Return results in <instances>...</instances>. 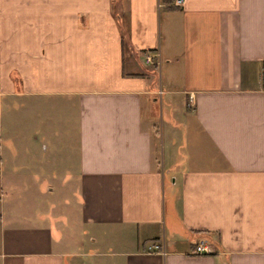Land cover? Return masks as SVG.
<instances>
[{
    "label": "crops",
    "instance_id": "obj_1",
    "mask_svg": "<svg viewBox=\"0 0 264 264\" xmlns=\"http://www.w3.org/2000/svg\"><path fill=\"white\" fill-rule=\"evenodd\" d=\"M25 175L0 264H264V0H0V181Z\"/></svg>",
    "mask_w": 264,
    "mask_h": 264
},
{
    "label": "rangeland",
    "instance_id": "obj_2",
    "mask_svg": "<svg viewBox=\"0 0 264 264\" xmlns=\"http://www.w3.org/2000/svg\"><path fill=\"white\" fill-rule=\"evenodd\" d=\"M157 71V69H156ZM8 115V114H7ZM22 125H24V120H22ZM13 132H11L12 134ZM26 136L25 141H30V136L28 134H24ZM24 152H28V150H23ZM26 154L23 153V156ZM24 158H29V156H25ZM13 162V160L10 159V162ZM8 164V163H7ZM12 165V164H10ZM24 181L22 184H20L19 181L17 182H12V181H0V199L3 201V207L5 210H10L13 212L15 216L19 215L21 212H29V208L31 207V199H33L36 196H31L34 194V190L32 188L33 182L30 181L27 175H25ZM56 184L62 185V182H55ZM53 185V184H52ZM67 186V185H66ZM56 192L61 191V194H64V191L61 188H56ZM47 198L49 196L45 195L44 197L41 198V200L45 201L48 203ZM28 205L29 208L26 206ZM12 214V213H7Z\"/></svg>",
    "mask_w": 264,
    "mask_h": 264
},
{
    "label": "built area",
    "instance_id": "obj_3",
    "mask_svg": "<svg viewBox=\"0 0 264 264\" xmlns=\"http://www.w3.org/2000/svg\"><path fill=\"white\" fill-rule=\"evenodd\" d=\"M171 3H172L173 5L178 6V5H182L183 0H171ZM142 57H143V62H145V63H150V62L153 61V60H152V56H151L150 54H148V53H144ZM204 241H205V240L202 239V240H199V241L197 242V244L195 245V248H194V251H195V252L207 251L206 243H205ZM150 246H151L152 248H154V249H155V248L157 249V247H158L157 244H151Z\"/></svg>",
    "mask_w": 264,
    "mask_h": 264
}]
</instances>
